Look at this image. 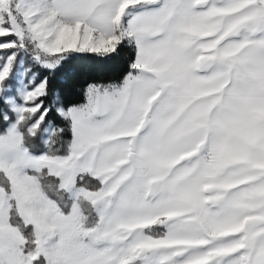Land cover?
<instances>
[{
  "label": "snow or ice",
  "instance_id": "1",
  "mask_svg": "<svg viewBox=\"0 0 264 264\" xmlns=\"http://www.w3.org/2000/svg\"><path fill=\"white\" fill-rule=\"evenodd\" d=\"M0 264H264V0H0Z\"/></svg>",
  "mask_w": 264,
  "mask_h": 264
},
{
  "label": "trees",
  "instance_id": "2",
  "mask_svg": "<svg viewBox=\"0 0 264 264\" xmlns=\"http://www.w3.org/2000/svg\"><path fill=\"white\" fill-rule=\"evenodd\" d=\"M74 63L76 64V66H80V65L84 64L85 62L84 61H75ZM110 75H113V73H110Z\"/></svg>",
  "mask_w": 264,
  "mask_h": 264
}]
</instances>
